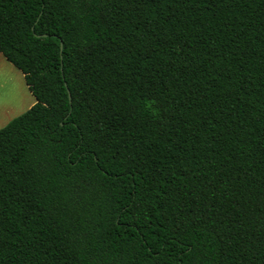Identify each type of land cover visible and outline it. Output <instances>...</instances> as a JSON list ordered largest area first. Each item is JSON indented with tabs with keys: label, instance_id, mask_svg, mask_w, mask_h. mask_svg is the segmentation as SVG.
Wrapping results in <instances>:
<instances>
[{
	"label": "trees",
	"instance_id": "trees-1",
	"mask_svg": "<svg viewBox=\"0 0 264 264\" xmlns=\"http://www.w3.org/2000/svg\"><path fill=\"white\" fill-rule=\"evenodd\" d=\"M0 53V264H264V0H0Z\"/></svg>",
	"mask_w": 264,
	"mask_h": 264
},
{
	"label": "crops",
	"instance_id": "crops-1",
	"mask_svg": "<svg viewBox=\"0 0 264 264\" xmlns=\"http://www.w3.org/2000/svg\"><path fill=\"white\" fill-rule=\"evenodd\" d=\"M22 94L28 101L29 108L35 99L28 90L23 74L0 53V128L18 113L10 114L19 103Z\"/></svg>",
	"mask_w": 264,
	"mask_h": 264
},
{
	"label": "rangeland",
	"instance_id": "rangeland-1",
	"mask_svg": "<svg viewBox=\"0 0 264 264\" xmlns=\"http://www.w3.org/2000/svg\"><path fill=\"white\" fill-rule=\"evenodd\" d=\"M27 106H28V101H26L24 95L22 94L19 103L15 106L12 112H10V114L18 112L16 115H14V116H17L21 114L22 112H24L26 109H28Z\"/></svg>",
	"mask_w": 264,
	"mask_h": 264
}]
</instances>
